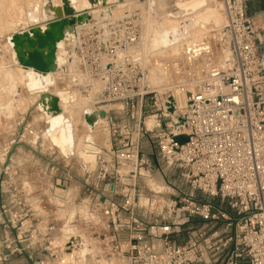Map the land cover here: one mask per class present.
<instances>
[{
    "label": "built area",
    "instance_id": "obj_1",
    "mask_svg": "<svg viewBox=\"0 0 264 264\" xmlns=\"http://www.w3.org/2000/svg\"><path fill=\"white\" fill-rule=\"evenodd\" d=\"M219 1L230 55L193 91L150 88L133 15L92 19L70 50L84 78L105 87L97 110L111 136L87 164L85 208L106 253L125 264H264V23L249 0ZM9 166L0 164V264H71L80 244L62 243ZM158 174L166 192L145 193L143 179ZM57 186L55 204L72 203Z\"/></svg>",
    "mask_w": 264,
    "mask_h": 264
},
{
    "label": "rangeland",
    "instance_id": "obj_2",
    "mask_svg": "<svg viewBox=\"0 0 264 264\" xmlns=\"http://www.w3.org/2000/svg\"><path fill=\"white\" fill-rule=\"evenodd\" d=\"M111 1L116 2L119 6L117 11H111L113 13L111 17L122 18L133 15V19L142 31V39L145 41L143 36H145L144 33L146 34V23L148 20L155 23L154 20H156V0ZM53 3L61 5L62 2L53 0ZM46 4L47 0H0V164L6 163L8 155L19 143L17 146L19 152L14 157L13 179L23 185L30 198H34L33 207L37 213L40 215L51 213L50 221L57 225L63 243L73 237L80 244L79 249L73 253L74 258L71 264H125L123 258H112L106 253L107 246L103 242L104 236L95 233L91 228V222L97 223L99 220L85 208L87 190L85 186H82V172L78 169L81 163L88 164L91 168L95 166L93 162L89 163L83 159V152L96 153V150L100 148L99 144L106 148L110 147L111 136L105 121L100 120L92 126L85 119L87 110L98 109L104 105L101 102L105 90L104 85L99 81H90L80 73L75 58L70 57V50L75 47L76 38L72 36L67 38L60 49L63 68L56 74V81L50 88V92L59 97V105L72 125L75 138L73 149L70 150L65 124L61 130L59 128L60 131H55V134L47 133L49 125L47 119L33 104L37 97L36 94L30 92L34 86L33 80L28 76V70L15 62V52L10 42L12 34L38 23L44 28L46 25L43 22L47 15L43 11V7ZM90 6L88 2L87 6H78V8ZM98 6L101 7V4ZM220 11L225 18L223 9ZM80 30L77 28V35ZM146 44L145 41V46ZM202 45L203 48H201ZM197 48L202 49L203 54H199L200 56L193 58L194 60L191 58L193 65L185 64L184 56H187L188 50H191L190 53H194ZM224 50H226V56L223 54ZM229 55L230 45L225 32L221 33L213 28L198 32L191 42L159 55L157 49L150 47L149 44L144 48L142 43L138 57L145 72V80L150 88L160 93H170L175 84L186 83L190 89L191 86L188 82L200 76L201 72H205L202 74L206 79L210 73L218 71L225 65L224 63L223 66L212 70L209 66L210 69L208 68L209 70L206 72L207 69L200 68V58L209 56L220 61ZM176 62L181 64V74H176L173 69V64ZM211 65L214 66L212 63ZM161 68L167 69V73L170 72L167 75L168 80L161 83L162 85L153 80L154 74H163L164 69L162 71ZM88 135L93 137V145L90 144L92 141L87 142ZM76 138L79 140L76 141ZM39 142L43 144V149L48 156L49 154L53 155L60 164L64 165L67 162L73 167L74 182L63 194L66 198L69 196L72 203L63 201L60 202V205H56L55 193L58 195L64 193L59 190L61 186L50 181V172L36 171L33 167L45 163L43 157L35 153V150L39 148ZM59 173L63 174L64 172L59 171ZM141 187L147 194H153L154 191L163 193L167 189L164 188L159 174L154 176V179L144 178ZM105 255L107 258L104 257Z\"/></svg>",
    "mask_w": 264,
    "mask_h": 264
},
{
    "label": "bare ground",
    "instance_id": "obj_3",
    "mask_svg": "<svg viewBox=\"0 0 264 264\" xmlns=\"http://www.w3.org/2000/svg\"><path fill=\"white\" fill-rule=\"evenodd\" d=\"M60 1L62 2V0H60ZM106 1L108 2V4L106 6H103L101 4V7H100L98 5L93 6L90 4L91 5L90 7H85V8L79 9L78 6H87L89 0H72V6L75 7L77 9V11L83 12V11L87 10V12H83L77 16L78 20L80 22L83 23V21H85L86 23L82 24L80 26H77V27H74V26H67L66 27L65 37H64V39H62L58 43V53L56 56V67L57 68L52 72V74L55 77V81H56V74L63 68L60 49H61L64 41L67 38L71 37L74 34L75 30L77 31V28L82 29L84 26H86L89 23L87 18L90 15H92V17H96V16L100 15V14H98L99 11H102L101 13H105V14L110 13L111 15H113V13L111 11L112 10H115V11L118 10L119 6L117 5L116 2H113L111 0H106ZM46 5L43 7V9H44L43 11L46 12V15L48 16L47 11L45 10ZM53 5L55 7L61 6L60 4H57V3H53ZM155 5H156V9H157L156 11L157 12H156V20H154V21L156 24L151 22V20L147 19L148 22L146 23V34L144 33L145 36H143V38L147 42V44L150 45V47L158 50V55L160 53L169 51L171 49H176L178 47H181L185 43L191 42V40L193 39L195 34L198 32L205 31L207 29H213V28H216L217 31H220L221 33L223 31L225 32L226 18L223 17V14H221V11H220L224 7H223V4L219 0H156ZM101 8H102V10H100ZM107 8H109V9H107ZM114 14H115V12H114ZM42 29L43 30L47 29V25L44 28L42 27ZM23 30H26V29H23ZM23 30H20L19 32H21ZM19 32H16V33H19ZM16 33H14V34H16ZM14 34H12L10 42L12 43L13 50L15 52V62L17 64H19L20 66L24 67L26 70H28V76L31 77L33 80L34 86L32 89H30V92L32 94L37 95L36 101H35V103H33L36 105V103H37L38 99H40L39 97L41 95V91H39L38 88H41L42 90H47L50 94H52L50 92V88L55 84V81L52 85H47L46 87H44L42 85V82L38 78V75L35 72V70L32 68L26 67L20 63L19 51L15 45V42L12 40ZM145 41H143V39H142V43H143L144 48L147 47V44L145 46ZM203 47L204 46L202 45L201 48H203ZM190 51L191 50H188V53H186L187 56L186 57L184 56V60H185V64L193 65L194 63H193L192 59L200 56L199 54H203V50L197 48V50L194 53H190ZM224 51L225 52L223 54H224V56H226V54H225L226 50H224ZM155 52H156V50H155ZM202 56H205V55H202ZM213 59H214L213 57H209V56L200 58V61H199L201 63L200 68L202 69L204 67L205 70L207 69L206 72H208L210 67H211L210 70L217 69V68L221 67V65L223 66L224 63L226 62V59H223L220 61H218L217 59H214V62H213ZM184 60H182V61H184ZM211 63L214 64V66H212ZM160 66H162V65H160ZM161 69L163 71L164 68H161ZM171 69H172V67H171ZM186 70H187V68H186ZM166 71H167V69H164L163 74H161V75L154 74V78H153L154 82L161 84V83L165 82L166 80H168L167 75L170 72L167 73ZM201 71H203V70H201ZM164 72H166L167 74ZM202 73H205V72H201L200 76L194 78L193 81L191 80L190 82H188L189 85L191 86L190 91H193L195 89V86L198 83H201L202 81L205 80V77H204L205 75H203ZM210 75H211V73L208 76H210ZM47 81H48V79H47ZM57 89H58V87H57ZM60 90H62V89L60 88ZM178 97L181 101V104H184L185 102L183 101L182 95L179 94ZM187 97H188V95H187ZM57 98L59 100V97H57ZM61 106H63V105H61ZM60 109H61V107H60ZM39 112H41L45 115L47 121L50 120L51 118H53L51 113H45V111H43V110L42 111L39 110ZM89 112L92 113L91 110H89ZM60 115H61V117H58L56 119V127H55L54 131L53 132H47L48 134H53L55 131H57V132L60 131L62 129L63 124H65V126L67 128V122L68 123H70V122H69L68 118L65 116V114L63 113L62 109L60 111ZM62 117L64 120L63 122H61ZM100 120L104 121L103 119H98L97 121L96 120H93V121L87 120V122L93 126L95 124V122H98ZM59 128H60V130H59ZM74 134H75V132H74ZM66 136L68 137V140H69V146H70L69 149L71 147L73 149V143H74V138H75L73 135V128H72L71 133H69L67 131ZM75 140L78 141L79 138H76ZM86 140L88 143L90 141H92L90 143L91 145L94 144L93 137L91 135H88ZM91 152L92 151L83 152L82 157L85 161H88L89 163L93 162L95 164L97 161V155L95 152H93V153H91ZM154 185H155V183H154ZM157 187H159V186H157ZM69 240L70 239H68L65 243H63V242L62 243L66 244Z\"/></svg>",
    "mask_w": 264,
    "mask_h": 264
},
{
    "label": "water",
    "instance_id": "obj_4",
    "mask_svg": "<svg viewBox=\"0 0 264 264\" xmlns=\"http://www.w3.org/2000/svg\"><path fill=\"white\" fill-rule=\"evenodd\" d=\"M122 1V0H120ZM63 6L55 7L53 5V0H47V5L45 10L48 16L44 18V24L47 25V29L43 30L40 23L32 25L30 28L23 30L19 33L13 35V41L19 51V61L22 65L32 68L38 75V78L42 82V85L46 87L47 85H52L55 81V77L52 72L56 67V56L58 53V43L64 39L65 30L67 26H80L86 22H80L78 20V15L86 11H77L75 7L72 6V0H62ZM90 4L97 6L102 4L106 6L108 2L106 0H89ZM112 15L101 13V17H111ZM92 15L87 19L90 22L92 20ZM227 33L225 29V34ZM72 37H77V31L75 30ZM77 39V38H76ZM75 39V40H76ZM71 55V53H70ZM65 68V67H64ZM48 79V81H47ZM41 91L40 99L36 103V107L39 110L45 111V113H51L53 118L47 121L49 127L47 132H53L56 127V119L61 117L59 100L55 95L50 94L47 90ZM188 98L191 100L193 98L192 93H188ZM173 102V99L170 100ZM170 112L173 111V104L170 103ZM92 111V113L89 112ZM86 112L85 119L93 121L98 119H103L106 117L105 110L89 109ZM63 117L61 122H63ZM67 131L72 132V126L67 122ZM183 143L187 142L188 137L183 136L179 138ZM19 143L15 145L10 154L7 157L6 165H9L11 156L15 153V150ZM72 150V147L70 148Z\"/></svg>",
    "mask_w": 264,
    "mask_h": 264
},
{
    "label": "crops",
    "instance_id": "obj_5",
    "mask_svg": "<svg viewBox=\"0 0 264 264\" xmlns=\"http://www.w3.org/2000/svg\"><path fill=\"white\" fill-rule=\"evenodd\" d=\"M62 4L63 3H61V6H63ZM107 9H109V8H107ZM100 10H102V8ZM248 11H249V14L258 16L257 19H258L259 23H262V22L264 23V0H249V2H248ZM101 12L102 11H99L98 14L101 15ZM100 15H98L96 17H93L92 19H95V18L99 17ZM48 127H49V125H48ZM99 146H100V148L98 149V151L107 149L103 145L99 144ZM38 147L39 148H38V150L37 149L35 150V153H37V155H39L40 157H43L45 163H41V164L37 165L36 167L33 166L35 168V170L36 171L50 172L51 173V176H49L51 178L50 181L52 180L55 185H58L61 181H62V183L64 182L65 186L67 188V191H68L69 188H70L69 186L72 185L73 182H74V180H73L74 179V174H73V169H72L73 167L68 165L67 162L64 165L60 164L57 161V159L53 157V155L49 154V156H48L45 153V151H44L45 149H43V144L42 143L39 142ZM15 152L16 153H14L12 155V157H11L10 166H9L11 173H13V169L15 170V167H14L15 158L14 157H15V155H17V152H19V148H16ZM78 169H79V171L82 172V179H81L82 186H85V182L88 179V170H87L88 166L85 163H81L78 166ZM59 171H62L64 173L63 174L59 173ZM64 174H65V176H63ZM38 181H39V179H38ZM31 200L33 201L34 198L32 197Z\"/></svg>",
    "mask_w": 264,
    "mask_h": 264
}]
</instances>
